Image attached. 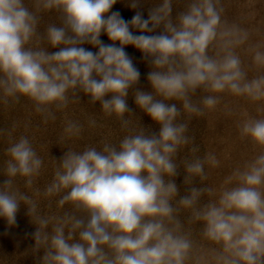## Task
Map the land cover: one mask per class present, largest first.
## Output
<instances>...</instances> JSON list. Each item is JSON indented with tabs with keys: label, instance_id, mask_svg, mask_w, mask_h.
<instances>
[{
	"label": "clouds",
	"instance_id": "obj_1",
	"mask_svg": "<svg viewBox=\"0 0 264 264\" xmlns=\"http://www.w3.org/2000/svg\"><path fill=\"white\" fill-rule=\"evenodd\" d=\"M116 3L0 0V218L37 264H264V0Z\"/></svg>",
	"mask_w": 264,
	"mask_h": 264
},
{
	"label": "rangeland",
	"instance_id": "obj_2",
	"mask_svg": "<svg viewBox=\"0 0 264 264\" xmlns=\"http://www.w3.org/2000/svg\"><path fill=\"white\" fill-rule=\"evenodd\" d=\"M154 2L155 0H141L140 8L132 9L129 7L130 0H117V3L113 6L111 11L119 12L121 17L126 21H130L136 11H142L144 18L146 19L148 11L153 6ZM159 31L160 30L158 29L157 32ZM136 34L139 35L140 33L136 32ZM100 39L105 43H112L104 34L101 35ZM83 47L93 52L98 51V49L93 48L88 44L83 45ZM49 51H55V49H49ZM125 51L133 59L135 67L140 71L138 87L145 91H151L150 85L147 81V74L150 71V68L147 62L142 59V53L132 46H127ZM127 103L129 107L141 117V122L144 126L150 127L153 131H158V125H155L148 116L140 113L139 109L136 108L131 93L129 94ZM5 120L6 116L3 113H0V123H3ZM200 127H203V125H200ZM56 132L57 128L55 126H49L47 131L37 133L39 142L47 143L48 141L53 140ZM63 151H66V149H61L55 144H53L50 149L51 155L56 158H60L63 155ZM4 179L5 178L0 175V182H3ZM182 181L183 173H181L176 180L177 185L181 187V193H183ZM26 212V208L21 206L17 213L16 225L11 227L7 224L6 220L0 218V258L7 257L9 259H15V264H37L36 258L31 253L26 256L22 255L34 244V240L30 234L35 231V226L30 223ZM42 254L41 251L39 255Z\"/></svg>",
	"mask_w": 264,
	"mask_h": 264
}]
</instances>
